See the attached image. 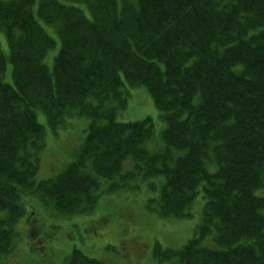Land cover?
Here are the masks:
<instances>
[{"label": "trees", "instance_id": "trees-1", "mask_svg": "<svg viewBox=\"0 0 264 264\" xmlns=\"http://www.w3.org/2000/svg\"><path fill=\"white\" fill-rule=\"evenodd\" d=\"M0 32V256L24 197L83 214L106 179L109 192L147 184L165 219L191 216L202 190L196 236L179 250L157 243L159 264H264V0H0ZM135 86L166 123L163 151L147 147L149 118L117 120ZM37 112L52 129L91 119L76 159L40 182ZM66 264L106 263L74 250Z\"/></svg>", "mask_w": 264, "mask_h": 264}, {"label": "rangeland", "instance_id": "rangeland-1", "mask_svg": "<svg viewBox=\"0 0 264 264\" xmlns=\"http://www.w3.org/2000/svg\"><path fill=\"white\" fill-rule=\"evenodd\" d=\"M0 40L8 54L2 32ZM54 51L47 61L50 65L53 64ZM7 69L4 80L12 84L10 67ZM128 90V106L119 114L118 120L152 119L154 137L147 146L153 151L160 150L162 132L166 127L160 118L161 112L154 106L146 87H128ZM37 113L44 126L46 144L41 153L37 179L47 180L56 177L75 159L84 144L90 119L74 117L53 131L44 114ZM107 186L108 183L103 184L104 189ZM152 195L155 193L149 192L147 184L141 183L140 189L105 193L92 211L69 217L58 215L51 205L47 206L35 197L26 204V213L17 224L15 252L1 259L0 264H65L76 248L107 264H159L154 258L155 245L157 247L158 243L163 250L183 248L195 234L204 199L201 195L195 199L191 218L163 219L146 206ZM258 195L263 196L264 190ZM202 244L211 245L212 241L207 237Z\"/></svg>", "mask_w": 264, "mask_h": 264}, {"label": "bare ground", "instance_id": "bare-ground-1", "mask_svg": "<svg viewBox=\"0 0 264 264\" xmlns=\"http://www.w3.org/2000/svg\"><path fill=\"white\" fill-rule=\"evenodd\" d=\"M159 8H160V10H162V9H163V7H162V6H160Z\"/></svg>", "mask_w": 264, "mask_h": 264}]
</instances>
